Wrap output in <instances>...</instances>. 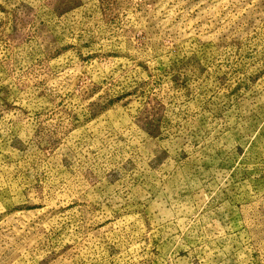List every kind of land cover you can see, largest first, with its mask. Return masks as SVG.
I'll return each mask as SVG.
<instances>
[{
    "label": "rangeland",
    "instance_id": "374dc122",
    "mask_svg": "<svg viewBox=\"0 0 264 264\" xmlns=\"http://www.w3.org/2000/svg\"><path fill=\"white\" fill-rule=\"evenodd\" d=\"M0 264H264V0H0Z\"/></svg>",
    "mask_w": 264,
    "mask_h": 264
}]
</instances>
